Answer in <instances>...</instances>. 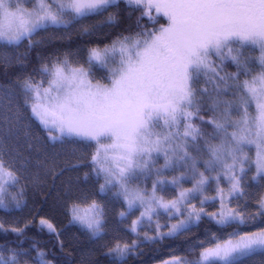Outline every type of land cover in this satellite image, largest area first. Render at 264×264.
<instances>
[{
	"label": "snow or ice",
	"instance_id": "6c2138e0",
	"mask_svg": "<svg viewBox=\"0 0 264 264\" xmlns=\"http://www.w3.org/2000/svg\"><path fill=\"white\" fill-rule=\"evenodd\" d=\"M0 211V264H264V0H0Z\"/></svg>",
	"mask_w": 264,
	"mask_h": 264
},
{
	"label": "trees",
	"instance_id": "16d2710c",
	"mask_svg": "<svg viewBox=\"0 0 264 264\" xmlns=\"http://www.w3.org/2000/svg\"><path fill=\"white\" fill-rule=\"evenodd\" d=\"M3 212L0 211V216H3ZM31 235L35 236L37 240L41 242V244H46L49 242V238L47 235H39L34 230ZM4 242L3 234H0V243ZM169 256V249L167 247H163L157 251H153L152 249H146L145 255L140 259H132L130 264H160L161 259H165Z\"/></svg>",
	"mask_w": 264,
	"mask_h": 264
}]
</instances>
